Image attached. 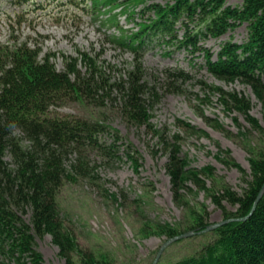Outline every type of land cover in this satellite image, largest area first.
I'll return each mask as SVG.
<instances>
[{
    "label": "trees",
    "instance_id": "16d2710c",
    "mask_svg": "<svg viewBox=\"0 0 264 264\" xmlns=\"http://www.w3.org/2000/svg\"><path fill=\"white\" fill-rule=\"evenodd\" d=\"M7 1L16 6L34 4V0ZM68 1L103 27L118 26V14L100 17L116 8L127 21L139 17L137 29L116 40L131 53L132 69L115 76L111 66L99 63V56L78 51L76 57L63 55L64 69L58 71L52 62L55 54H42L39 44L30 45L19 37L0 44V264L6 260L44 264L35 244L44 235H50L65 264H112L103 256L80 250L60 213L57 196L67 183L97 185L98 163L118 161L123 138L105 114L59 116L52 111L74 101L85 108L106 104L127 123L145 125V105L159 91L182 93V85L191 79L180 68H167L161 78L148 80L141 59L154 43L171 45L192 57L201 55L211 75L247 84L261 102L264 122V0H241L236 6L228 5V0ZM101 6L109 10L101 11ZM242 24L247 28L243 43L224 42L215 56L203 46L208 38H220ZM221 95L228 101L225 107L242 113L247 131L264 139V127L249 115L248 102L245 106L244 98L235 93ZM122 152L135 169L140 166L130 144ZM7 155L10 162L5 160ZM249 163L250 181L239 194L227 185L217 186L211 169L187 168L179 148L172 147L166 168L173 200L181 203L185 193L192 191L190 183L220 209L222 220L243 219L264 186V146L251 148ZM206 177L214 179L210 187ZM224 203L235 211L226 209ZM196 209L189 212L190 221L183 228L147 220L146 224H154L148 231L169 239L204 230L211 225L208 212L203 207ZM193 236L191 240L206 239L200 252L169 264H264V191L247 219Z\"/></svg>",
    "mask_w": 264,
    "mask_h": 264
},
{
    "label": "rangeland",
    "instance_id": "374dc122",
    "mask_svg": "<svg viewBox=\"0 0 264 264\" xmlns=\"http://www.w3.org/2000/svg\"><path fill=\"white\" fill-rule=\"evenodd\" d=\"M227 4L236 6L241 0H228ZM100 9L107 11L109 6ZM120 10L102 12L101 18L118 14L119 20L118 26L103 27L98 19L84 14L68 0H34L33 5L22 6L0 0V44H9L14 37L28 40L30 45L39 44L42 54H55L52 62L58 71L64 69L63 55L76 57L78 51L86 52L92 57L99 56V63L111 66L112 75L118 76L132 69L133 57L116 40L136 30L140 21L139 17L127 21ZM246 37L247 28L242 24L235 31L217 39L208 38L202 44L215 56L224 42L232 40L240 44ZM141 61L148 80L161 78L167 68H180L191 77L182 85V93L159 91L145 105V125L127 123L119 111L106 108V104L85 108L74 101L52 111L59 116L105 114L110 126L123 138L121 158L95 167L97 185L67 183L57 196L60 213L73 231L80 250L103 256L112 264L153 263L167 238L150 233L148 230L154 224H146L148 221L183 228L190 221L189 212L202 207L208 212L209 224L223 221L220 209L205 192L190 183L192 191L185 193L181 203L173 200L166 168L172 147L179 148L187 168L211 169L217 186L227 185L241 194L250 181V150L255 145L264 146L261 135L247 131L242 113L224 106V101H228L221 92L237 94L244 98L245 106L248 102L249 115L264 127L261 102L247 84L240 80H220L203 67L201 55L192 57L163 43H154ZM129 144L138 155L137 169L122 152ZM5 160L10 162L8 155ZM203 179L209 187L214 180ZM224 206L235 211L227 203ZM25 219L28 220V215ZM192 237L168 246L156 264L175 263L199 253L206 239L191 240ZM35 244L44 264H65L50 235L36 238ZM4 264L14 263L6 260Z\"/></svg>",
    "mask_w": 264,
    "mask_h": 264
},
{
    "label": "water",
    "instance_id": "95a60500",
    "mask_svg": "<svg viewBox=\"0 0 264 264\" xmlns=\"http://www.w3.org/2000/svg\"><path fill=\"white\" fill-rule=\"evenodd\" d=\"M263 191H264V186H263V189L261 190V192L258 194V196H257V198H256V201H255V203H254V205H253V208H252L251 212H250L249 215L246 216L245 218H243V219H228V220H223V221H220V222H218V223L211 224V225L207 226L204 230L198 231V232H196V233H194V232H186V233H183V234H181V235L175 236V237H173V238L167 239V240L163 243V245L161 246V248L159 249V251H158V253H157V255H156V257H155V259H154V261H153L152 264H156V263H157V261L159 260V258H160V256H161L162 252H163L168 246H170L171 244H173V243H175V242H177V241H179V240L190 238V237H192V236L195 235V234H196V235H199V234H202V233H206V232H208V231H212V230H214V229H216V228H218V227H220V226H222V225H224V224H226V223L232 222V221H239V220H245V219H247V218L252 214V212H253V210H254V208H255V206H256V204H257V202H258V200H259V198H260V196H261V194L263 193Z\"/></svg>",
    "mask_w": 264,
    "mask_h": 264
}]
</instances>
